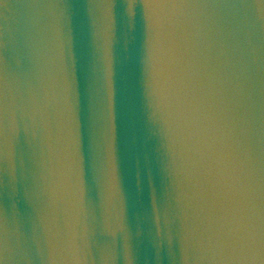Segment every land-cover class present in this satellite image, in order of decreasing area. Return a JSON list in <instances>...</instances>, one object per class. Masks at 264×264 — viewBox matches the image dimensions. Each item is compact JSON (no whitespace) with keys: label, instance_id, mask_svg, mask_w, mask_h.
I'll return each mask as SVG.
<instances>
[{"label":"water","instance_id":"95a60500","mask_svg":"<svg viewBox=\"0 0 264 264\" xmlns=\"http://www.w3.org/2000/svg\"><path fill=\"white\" fill-rule=\"evenodd\" d=\"M0 264H264V0H0Z\"/></svg>","mask_w":264,"mask_h":264}]
</instances>
